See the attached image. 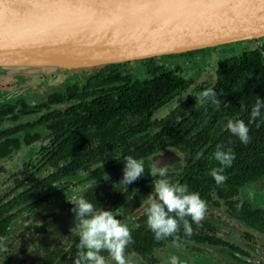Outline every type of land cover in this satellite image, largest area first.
I'll return each instance as SVG.
<instances>
[{
  "label": "trees",
  "instance_id": "obj_1",
  "mask_svg": "<svg viewBox=\"0 0 264 264\" xmlns=\"http://www.w3.org/2000/svg\"><path fill=\"white\" fill-rule=\"evenodd\" d=\"M206 50L165 57L179 58ZM161 57L137 60L144 66L140 72L143 76L133 81L120 72L130 62L108 64L93 67L96 69L91 73L85 70L76 86L66 84L36 104L30 105L23 98L0 101V161L39 139V133H30V129L44 125L41 133L48 139V144L39 148L37 158L21 166L8 185L11 188L0 190V246L7 249L0 251V262L28 264V256L32 255L33 264H74L79 244V234L69 224L74 223V205L66 204L60 209L52 206L51 201L68 185L86 177L98 183L84 196L97 209L114 212L123 207L134 189H139L134 200L137 203L153 188L143 184L160 179L150 175L154 168L151 159L168 150L178 158L177 162L163 166L168 179L187 185L190 192H198L207 206H219L221 201L230 217L264 236V210L252 209L237 198L241 187L264 179V109L260 117L249 123L253 105L264 99V55L256 48H244L217 61L213 84L221 101L219 109L210 101H202L188 112L194 100L187 96L163 118L150 121L155 111L191 84L181 75L179 66L153 74ZM15 85L14 79L3 83L8 88ZM6 94L0 93V99ZM230 119H242L247 124V144L226 125L215 129L219 121L225 120L227 124ZM218 145L235 153L231 167L222 173L227 180L219 186L210 175L213 168L221 167L214 158ZM128 156L142 159L145 171L125 186L120 181ZM37 206L45 208L48 218L30 242L25 236L26 213ZM127 207L131 208L130 203ZM146 218L144 212L141 219ZM187 219L194 227L191 217ZM131 235L133 243L127 251L142 257L167 240H190L245 255L212 235H185L182 225L178 239L157 241L148 225H139Z\"/></svg>",
  "mask_w": 264,
  "mask_h": 264
},
{
  "label": "water",
  "instance_id": "obj_2",
  "mask_svg": "<svg viewBox=\"0 0 264 264\" xmlns=\"http://www.w3.org/2000/svg\"><path fill=\"white\" fill-rule=\"evenodd\" d=\"M263 37L264 0H0V73L91 68ZM177 160L171 151L151 159L154 168Z\"/></svg>",
  "mask_w": 264,
  "mask_h": 264
},
{
  "label": "rangeland",
  "instance_id": "obj_3",
  "mask_svg": "<svg viewBox=\"0 0 264 264\" xmlns=\"http://www.w3.org/2000/svg\"><path fill=\"white\" fill-rule=\"evenodd\" d=\"M258 44L264 45V37L256 41H242L237 44L217 46L204 52L186 54L179 58H168L165 56L159 58L156 61L155 69L152 71L153 74L179 66L181 68V75L185 79L190 80L191 84L178 97L157 110L152 118L158 119L165 116L177 104L183 102L187 96H192L194 100L188 112L195 109L201 101L199 93L205 88L211 87L214 82V71L217 61L221 58L237 54L244 48H255ZM143 67L142 64L133 61L123 66L121 71L122 74L129 75L134 79L141 75L139 71ZM94 69L96 68L64 69L59 71L38 70L35 72L18 73L11 68H6L0 73V86H2L0 87V93H7L3 97L4 99L23 98L28 104H35L43 101L48 94L59 89L61 90L66 84L74 87L76 79L83 77L85 70L92 72ZM9 79L16 80V85L9 88L3 86V83L9 81ZM225 125L226 121L223 120L216 125V128L220 129ZM45 144H47V140L35 142L30 147L21 149L10 159L0 163V190L6 189L8 191L11 188V185L8 186L11 184V176L18 174L22 164L34 158L38 148ZM85 186L87 185L72 188L68 195L72 196ZM238 197L249 203L253 208H264V179L241 187ZM54 202L57 203L58 201L55 200ZM224 210L225 208L222 203L217 208L208 206L202 222L211 224L215 229L217 237L247 252L254 260V264H264V238L229 219ZM124 222L128 224L127 221ZM246 232L252 236L250 242H246L243 238ZM172 256L178 257L181 264H251V260H244V258L238 257L226 249L195 245L185 241L177 243L166 242L163 247L155 249L151 258L147 261H140L138 258H135V262L142 264H170ZM110 264H114V262L110 261Z\"/></svg>",
  "mask_w": 264,
  "mask_h": 264
},
{
  "label": "clouds",
  "instance_id": "obj_4",
  "mask_svg": "<svg viewBox=\"0 0 264 264\" xmlns=\"http://www.w3.org/2000/svg\"><path fill=\"white\" fill-rule=\"evenodd\" d=\"M203 101H210L219 109L221 101L217 98L215 86L207 87L199 93ZM264 109V99H258L251 109V120L254 122ZM227 129L247 144L250 141L249 127L242 119L228 120ZM214 158L221 167L213 168L210 175L216 184L222 185L227 180L223 175L225 168L231 167L235 159V153L231 148L224 150L218 145ZM145 171L142 159L132 156L125 158L123 178L120 181L127 186L142 176ZM151 176H159L154 182V195L147 197V225L154 233L157 241L169 237H177L183 226L185 235H192L191 222L199 225L207 212V202L198 192H190L187 185L178 181L173 183L168 179L167 168L155 167L151 170ZM74 205L71 211L74 213V224L79 230L78 252L74 264H135V253H128V246L133 243L131 229L122 219H116L111 210L97 209L83 195H76L68 199ZM239 207V206H238ZM6 247L0 246V251L6 252ZM107 252L108 257L102 255ZM170 264H181L176 256L170 258Z\"/></svg>",
  "mask_w": 264,
  "mask_h": 264
},
{
  "label": "flooded vegetation",
  "instance_id": "obj_5",
  "mask_svg": "<svg viewBox=\"0 0 264 264\" xmlns=\"http://www.w3.org/2000/svg\"><path fill=\"white\" fill-rule=\"evenodd\" d=\"M130 63H132V62H130ZM108 65V64H107ZM128 65V64H127ZM100 66H103V65H100ZM125 66V65H124ZM123 67V66H122ZM121 67V68H122ZM176 67V66H175ZM175 67H172L171 69H174ZM140 69V68H139ZM171 69H167V70H165V71H168V70H171ZM143 69H141L140 71H139V74H141L140 72L142 71ZM94 71V70H93ZM120 72L122 73V71H121V69H120ZM164 72V71H163ZM91 73V72H90ZM123 75H126V74H123ZM143 75H140V76H138V78L139 77H142ZM81 78L82 77H80L79 79H76V85H77V83H78V81L79 80H81ZM137 78V77H136ZM136 78H134V79H136ZM134 79H132L131 78V80L133 81ZM75 85V86H76ZM5 99H2V100H0V101H4ZM203 100L201 99V101L198 103V104H200L201 102H202ZM182 103V102H181ZM36 104V103H35ZM197 104V105H198ZM30 105H32V104H30ZM192 106V105H191ZM197 107V106H196ZM194 110V109H193ZM192 110V111H193ZM156 112V111H155ZM154 112V113H155ZM191 112V111H190ZM153 113V114H154ZM153 114L151 115V117H150V121H155V120H159V119H161V118H163V117H161V118H158V119H154V118H152V116H153ZM221 121H223V120H221ZM220 122V121H219ZM218 122V123H219ZM217 123V124H218ZM216 124V125H217ZM216 125H215V129H217L216 128ZM222 128V127H221ZM93 130V129H92ZM96 130V129H95ZM33 131H37V133H39V139L38 140H36V141H33L32 143H30L28 146H24V147H22L21 149H25V148H28V147H30L33 143H35V142H40L41 140H47V144H48V139L47 138H44L45 136H47L46 134L44 135L43 133H41L42 131H44V125H39V126H37V127H35V128H33V129H30L29 130V132L30 133H32ZM107 138V137H106ZM47 144H45V145H47ZM42 146H44V145H42ZM41 147V146H40ZM39 147V148H40ZM39 148H38V150H39ZM20 149V150H21ZM19 150V151H20ZM38 150L36 151V154H35V157L34 158H32V159H30V160H28V161H26V162H24L23 164H25V163H28V162H31V161H33V160H35L36 158H37V154H38ZM19 151H17V152H19ZM168 151H171V150H168ZM17 152H15V153H13V154H11L8 158H5V159H3V160H1L0 161V163L1 162H3V161H6V160H8V159H10L13 155H15ZM172 152V151H171ZM164 153V152H163ZM177 162V161H176ZM175 163V162H174ZM22 164V165H23ZM21 171V170H20ZM29 174V173H28ZM28 174H26V175H28ZM16 178V174L13 176V178H11V182H13V180ZM80 180H82V182H75V183H73V184H70V185H68V188L59 196V197H57V198H54L51 202H52V206H60V209H62L63 208V205H66V204H71L70 202H69V200L68 199H72L74 196H76V195H83V196H85L86 195V193H87V191H89L90 189H92V188H94L95 186H97V181L96 180H88L86 177H83V178H81ZM155 180L156 179H154L153 181H151V182H147V183H144L143 185H149V186H152L153 188L151 189V191L150 192H148L147 193V195L145 196V197H143V198H141V200L140 201H138L137 203H135V195L139 192V189H134V190H132L131 192H130V194H129V196L126 198V200H125V202H124V204H123V207H120V208H118L117 210H115L114 212H113V214L116 216V219H122L123 221H127L128 222V224H129V228L131 229V230H133V229H135L136 227H138L139 225H147V218L146 219H141L142 217H143V215H144V212H145V208L148 206L147 205V197L152 193L153 195H154V182H155ZM257 182V181H256ZM255 183V182H254ZM250 184H252V183H250ZM81 185H87V186H85V187H83L81 190H79L77 193H75V194H73L72 196H69L68 195V193H69V191L72 189V188H74V187H77V186H81ZM247 185V184H246ZM13 186H15V185H13ZM238 193H239V191H238ZM237 198H239L238 197V195H237ZM240 199V198H239ZM55 200H57L58 202L57 203H55L54 201ZM88 200V199H87ZM240 200H242V199H240ZM244 201V200H243ZM246 202V201H245ZM130 203V207L131 208H129V207H127L128 206V204ZM133 203H134V205H133ZM220 203H222L221 201L219 202V206H220ZM249 204V203H248ZM222 205H223V203H222ZM219 206H209V207H214V208H217V207H219ZM249 206L252 208V209H259V210H264V208H253L250 204H249ZM223 207L225 208V214H226V216L229 218V219H232L233 221H235V222H237V223H239V224H241L242 226H244L246 229H248L249 231H251V232H253V233H255L256 235H260V236H262L263 238H264V236L263 235H261L260 233H258V232H256L254 229H251L250 227H248V226H246V225H244L243 223H241L240 221H237V220H235L234 218H232V217H230L228 214H227V212H226V207L223 205ZM47 209H50V207H47ZM47 212H45V208L44 207H41V206H37V207H35V208H33V209H30V210H28V212L26 213V216H27V220H26V226L28 227L27 228V233L25 234V236L28 238V240L30 241V242H32V239H33V237H35V236H38L39 234H38V230H37V228L39 229V227H41L42 226V224L44 223V222H46V220H47ZM69 224H72V231L73 232H76L77 234H79V230L75 227V224L74 223H70L69 222ZM192 229H193V232L194 233H202V234H207V235H212V236H214L215 238H218V239H220L219 237H217L216 235H215V229H214V227L211 225V224H209V223H205V222H201L199 225H197V224H195L194 225V227H192ZM244 240L246 241V242H250L251 241V239H252V236L250 235V234H248L247 232L244 234ZM220 240H222V239H220ZM180 241H185V242H190V243H192V244H195V245H202V246H209V247H217V248H222V249H226V250H228L229 252H231L232 254H234V255H236V256H238V257H242V258H244V260H251V264H254V260L249 256V254L247 253V252H245L244 250H242L241 248H239L238 246H235V245H233V246H235V247H237L238 249H240L241 251H243L244 253H245V255H241V254H238V253H236V252H233V251H231V250H229V249H227V248H225V247H218V246H210V245H206V244H204V243H198V242H192V241H190V240H179V241H170V240H167V241H165V243L166 242H171V243H177V242H180ZM222 241H224V242H226V243H229V242H227V241H225V240H222ZM165 243H164V245H165ZM229 244H231V243H229ZM163 245V246H164ZM162 246V247H163ZM158 248H161V247H158ZM157 249V248H156ZM155 250V249H154ZM153 250V251H154ZM129 254H132V253H129ZM152 254H153V252L150 254V255H146V256H144V257H142V256H140L139 254H137V253H135V258H138L140 261H147L148 259H150L151 258V256H152ZM102 255H104L105 257H108V253H102ZM33 258H32V255L29 257L28 256V264H33ZM0 264H4V263H2V262H0ZM135 264H142V263H137V262H135ZM148 264V263H147ZM153 264H156V263H153Z\"/></svg>",
  "mask_w": 264,
  "mask_h": 264
},
{
  "label": "built area",
  "instance_id": "obj_6",
  "mask_svg": "<svg viewBox=\"0 0 264 264\" xmlns=\"http://www.w3.org/2000/svg\"><path fill=\"white\" fill-rule=\"evenodd\" d=\"M252 41H256V40H252ZM263 44H258L255 48L257 49V50H259V52H261V54H263L264 55V48H263Z\"/></svg>",
  "mask_w": 264,
  "mask_h": 264
}]
</instances>
